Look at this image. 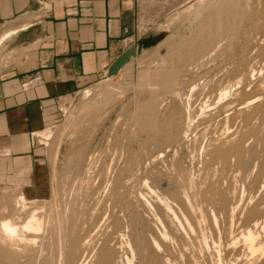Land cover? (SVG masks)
Returning <instances> with one entry per match:
<instances>
[{
    "label": "rangeland",
    "instance_id": "1",
    "mask_svg": "<svg viewBox=\"0 0 264 264\" xmlns=\"http://www.w3.org/2000/svg\"><path fill=\"white\" fill-rule=\"evenodd\" d=\"M149 1L130 45L136 46L134 56L115 75L107 77L105 70L61 99L54 119L32 133L33 156L15 159L16 172L0 179V208L13 207V198L22 195L33 200L29 210L36 209L46 224L34 252L1 260L0 247V264H37V255L49 260L69 238L85 237L92 254L105 244L118 264L131 257L130 250L134 264H184L186 258L196 264H264V0ZM13 58L2 44L0 68ZM225 135L244 143L242 167L232 157L231 171L219 182L228 204H236L229 227L220 219L215 224L203 201L220 175L205 151ZM25 164L23 176L19 167ZM185 197L200 214L199 229L187 230L183 222L185 216L193 225L181 205ZM7 217L18 225L24 221ZM246 229L261 250L248 251L239 234ZM217 234L222 243L211 247Z\"/></svg>",
    "mask_w": 264,
    "mask_h": 264
},
{
    "label": "crops",
    "instance_id": "2",
    "mask_svg": "<svg viewBox=\"0 0 264 264\" xmlns=\"http://www.w3.org/2000/svg\"><path fill=\"white\" fill-rule=\"evenodd\" d=\"M147 2L0 0V35L16 30L2 42L14 58L0 68V179L33 156L32 133L54 119L58 102L129 49Z\"/></svg>",
    "mask_w": 264,
    "mask_h": 264
},
{
    "label": "bare ground",
    "instance_id": "3",
    "mask_svg": "<svg viewBox=\"0 0 264 264\" xmlns=\"http://www.w3.org/2000/svg\"><path fill=\"white\" fill-rule=\"evenodd\" d=\"M16 33V30H8L4 33H2L0 35V45L2 44L3 41H5L6 39H8L9 37H11L12 35H14ZM222 95V94H221ZM223 95H227V92ZM260 101V100H259ZM244 103V102H243ZM228 102L225 103V107L226 109L228 108ZM249 106V105H248ZM224 109V108H223ZM254 109V108H253ZM245 110V109H243ZM254 111V110H253ZM252 111V112H253ZM256 111V108H255ZM251 112V111H250ZM257 112V111H256ZM228 113V112H227ZM243 113V112H242ZM247 116V115H246ZM190 117V116H189ZM188 117V118H189ZM245 118V117H244ZM190 119V118H189ZM246 119V118H245ZM251 119V117H250ZM244 120V119H243ZM247 121V119H246ZM188 122V119H187ZM190 122V121H189ZM226 122V121H225ZM237 123V122H236ZM225 124V123H224ZM246 124V122H245ZM227 127V126H226ZM23 131V130H22ZM213 136V135H212ZM219 136V135H218ZM226 136V135H225ZM215 137V136H214ZM220 137V136H219ZM216 137V138H219ZM224 137V135H223ZM221 136V141L216 144V145H212L210 147V149L205 151V155L208 156L207 160L210 159L211 163L210 165H216L219 168V172L220 175L217 178L216 182L214 184H210V186H208L209 188H207L206 186V190H208L207 192H209L210 197L205 199L204 197V202H206L207 204H209L211 206V218L213 220V222L216 224L217 219H220L223 225L228 226V220H230L229 222H233L232 218H233V211L236 209V204H232L229 205L228 204V195L226 193V191L222 190V188H219V182L221 180V177H224L223 174L228 172V169L231 171V168L228 167V164L230 163V161H233L234 156H237V165L239 167H242V163L243 161V142L242 140H238L235 139L233 136L232 137H228L226 136L224 138V140L222 141ZM215 138V139H216ZM212 141V140H211ZM210 141V142H211ZM213 142V141H212ZM215 142V141H214ZM217 143V142H216ZM209 146V145H208ZM27 148V147H26ZM25 149V147H24ZM206 149V148H205ZM204 149V150H205ZM244 155V154H243ZM205 156V157H206ZM246 157V156H245ZM22 162V161H21ZM18 163V162H17ZM20 163V162H19ZM24 163V162H23ZM245 163V162H244ZM208 166L209 168L212 166L205 165ZM231 166V165H230ZM19 167V166H18ZM22 168L19 167V170H21V172L24 173L27 172L28 170V164H25L21 166ZM207 168V167H205ZM246 168V167H245ZM210 169V170H211ZM217 169V168H215ZM235 169V168H234ZM238 169V168H237ZM261 169H264V163L261 165ZM207 170V169H206ZM214 170V168H213ZM239 170V169H238ZM215 171V170H214ZM217 171V170H216ZM19 172V171H18ZM264 173V172H263ZM20 174V173H19ZM26 174V173H25ZM22 176V175H20ZM217 176V175H216ZM18 178V177H17ZM263 180L260 181V188L264 187V175H263ZM209 183V182H208ZM209 185V184H208ZM122 186V185H121ZM117 187V186H116ZM197 187V186H196ZM129 188V187H128ZM122 189V188H121ZM203 189V190H205ZM125 190V189H124ZM179 191V190H178ZM71 193V192H70ZM117 193V192H116ZM119 193V191H118ZM179 193V192H178ZM108 194V193H107ZM180 195V194H179ZM131 196V195H129ZM68 198V196H67ZM116 198V197H115ZM162 198V197H161ZM196 198V197H195ZM234 198V197H233ZM141 199V198H140ZM163 199V198H162ZM13 207L12 205L10 206V208L7 207V205L3 206L0 208V213H2V216L0 217V247L1 249L4 251L3 256L1 258V260L4 259H12L13 256H15L18 253H22L23 251H35L31 248H33V246L36 245V242H38V239L40 238V233H41V237H42V232L44 233L43 228L45 227V221H44V217L42 215L37 214L36 209H32L29 210V206H32L33 204H35L33 202V200H29L27 201L22 195L13 198ZM122 201V200H121ZM176 201V200H175ZM174 201V202H175ZM119 202V201H118ZM165 202V201H164ZM167 202V201H166ZM165 202V208L167 211L172 212L173 210H171L172 208ZM177 202V201H176ZM205 203V204H206ZM262 203V202H261ZM12 204V203H10ZM118 204V203H117ZM128 204V203H127ZM9 205V204H8ZM175 205V204H174ZM181 205L187 209V211L190 213L189 215L191 216L190 218L192 219L191 223L188 222V219H186V217L184 215L183 217V222L185 223V225L189 228L187 230L192 231V228L195 229L197 227L200 228V226L198 225L197 222V218L200 214V212L198 213L199 215H197L194 211H195V204L191 203V201L188 199V197L183 200H181ZM197 205V204H196ZM163 206V204H162ZM199 206V205H198ZM204 206V205H203ZM208 206V207H210ZM232 206V207H231ZM235 206V207H234ZM12 207V209H11ZM200 207V206H199ZM205 207V206H204ZM254 207V206H253ZM119 208V207H118ZM132 208V207H131ZM198 208V207H197ZM202 208V207H201ZM238 208V206H237ZM260 208V207H259ZM110 209V208H109ZM9 210V211H8ZM28 210V211H27ZM65 210V209H64ZM165 210V211H166ZM197 210V209H196ZM199 210V208H198ZM14 211V212H13ZM130 211V210H129ZM208 211V210H207ZM13 212V213H12ZM186 212V213H188ZM236 212V211H235ZM16 214L18 217L20 216H24V221L22 222V224L18 225L14 222H12L11 218L7 217V214ZM174 213V212H173ZM172 213V214H173ZM66 214V213H65ZM196 214V215H195ZM4 215V216H3ZM171 215V213H170ZM188 215V214H187ZM15 216V215H14ZM112 216V215H111ZM174 219H176V222L180 225V220L178 221V219L174 216V214L172 215ZM235 216V215H234ZM65 217V216H64ZM63 217V218H64ZM200 217V216H199ZM203 217V216H202ZM260 217V216H259ZM258 217V218H259ZM182 218V217H181ZM201 218V217H200ZM262 218V217H261ZM18 219V218H17ZM139 219V217H138ZM19 220V219H18ZM199 220V219H198ZM252 220V219H251ZM56 221V220H55ZM96 221V220H95ZM100 221V219L98 220ZM203 220L201 219V222ZM219 221V220H218ZM141 222V221H140ZM200 222V223H201ZM220 222V221H219ZM139 223V222H138ZM220 224V223H219ZM233 224V223H232ZM46 225V224H45ZM159 225V224H158ZM192 225V226H191ZM202 226V224H201ZM214 226V225H213ZM221 226V225H220ZM258 226V220H253L252 221V227L256 228ZM91 227V226H90ZM182 227V226H181ZM229 227V226H228ZM231 227V226H230ZM197 228V229H199ZM216 228V227H215ZM220 228V227H219ZM247 228V227H246ZM259 228V227H258ZM264 225L261 226V230H263ZM182 229V228H180ZM196 229V230H197ZM231 229V228H230ZM229 229V230H230ZM164 230V229H163ZM183 230V229H182ZM195 230V231H196ZM216 230V229H215ZM235 230V229H234ZM198 231V230H197ZM202 231V230H201ZM213 231V230H212ZM252 231V230H251ZM249 229H246V233H239L241 237H243V241L246 242L245 244H247V249L248 251H250L251 253H254L256 251L261 250V248H256L254 249V241L256 239L255 235L251 232ZM165 232V231H164ZM163 232V234H164ZM228 232V228L227 231ZM230 232V231H229ZM214 233V232H213ZM219 233V232H218ZM192 234H194V232H192ZM203 234V232H202ZM200 235V234H199ZM210 235V234H209ZM218 235V234H217ZM221 235V233H220ZM166 235L164 234V237ZM168 236V235H167ZM166 236V238H167ZM43 238V237H42ZM41 238V240H42ZM88 237L82 238V239H76V238H69V240L67 241V244H61L57 247V251L55 253L54 257H51L49 260H47L45 257L42 256V254L37 255L36 259H37V264H118L119 261H113L114 256L112 257V250H110V248L106 247V245L104 244V248L100 249L102 250L100 253H98L97 256H95L94 252H92L90 249L91 244L87 239ZM199 238V237H198ZM200 238L203 242H205V239L202 235H200ZM210 238V237H208ZM217 241H211L209 243H212L211 247H213L214 244L217 245V242H221L219 240H221V237L218 235ZM64 239V238H63ZM66 239V238H65ZM68 239V237H67ZM152 239V238H151ZM165 239V238H164ZM212 239V237H211ZM209 239V240H211ZM223 239V238H222ZM41 240L39 241V243L41 242ZM166 240V239H165ZM169 240V237H168ZM95 241V240H94ZM170 241V240H169ZM201 241V242H202ZM207 241V240H206ZM233 241V240H232ZM235 241V240H234ZM58 242V241H57ZM106 242V241H105ZM156 242V241H155ZM202 242V244H203ZM147 243V242H146ZM154 243V242H153ZM208 243V244H209ZM222 243V242H221ZM228 243V242H227ZM35 244V245H34ZM41 244V243H40ZM58 244V243H57ZM159 244V243H158ZM201 244V243H200ZM201 244V245H202ZM232 244V243H230ZM244 244V245H245ZM204 245V244H203ZM226 245V244H224ZM42 246V245H41ZM52 246V245H51ZM97 246V245H96ZM95 246V247H96ZM108 246V245H107ZM210 246V245H209ZM218 246V245H217ZM232 246V245H231ZM36 247H39L38 244L36 245ZM129 247V246H127ZM158 247V246H157ZM184 247V246H183ZM206 247H207V243H206ZM141 248V246H140ZM150 248V246H149ZM152 248V247H151ZM201 248V247H200ZM205 248V247H204ZM219 248V247H217ZM223 248V247H222ZM228 248V245H227ZM34 249H38V248H34ZM42 248H40L41 251ZM113 249V247H112ZM221 247L219 248L220 251ZM229 249V248H228ZM115 250V249H114ZM128 250V249H127ZM161 250V249H160ZM218 251V249H215ZM1 251V250H0ZM2 251V252H3ZM38 251V250H37ZM94 251V250H93ZM148 251V250H147ZM155 251V250H154ZM226 251V249H225ZM99 252V251H98ZM116 252V251H115ZM131 252V257L127 258L124 257V264H134V260H135V254L132 250H130ZM137 252V251H136ZM164 252V251H163ZM166 252V251H165ZM216 252V251H215ZM223 252V251H222ZM25 253V252H24ZM41 253V252H39ZM94 253V254H92ZM139 253V252H138ZM219 253V252H218ZM5 254V255H4ZM23 254V253H22ZM147 254V253H146ZM157 254V253H156ZM181 254V253H180ZM184 254V253H183ZM182 254V255H183ZM207 254V253H206ZM220 254V253H219ZM227 254V253H226ZM230 254V253H228ZM25 255V254H24ZM190 255V254H189ZM210 255V254H209ZM225 255V254H224ZM140 256V255H139ZM167 256V255H166ZM178 256V255H177ZM186 256V255H185ZM184 256V257H185ZM220 256V255H219ZM229 255H225V257H228ZM183 257V256H182ZM187 257V256H186ZM189 257V256H188ZM24 258V257H23ZM26 258V257H25ZM119 258V257H118ZM154 258V257H153ZM180 258V257H179ZM193 258V257H192ZM221 258V256H220ZM237 258V257H236ZM156 259V258H155ZM227 259V258H226ZM142 260V259H141ZM154 260V259H153ZM184 260V259H183ZM222 261L224 259H221ZM220 260V263H221ZM5 261V260H4ZM3 261V262H4ZM169 260H167V262H165V264H172L170 262H172L171 260L168 262ZM182 261V260H181ZM196 261V260H195ZM194 259H187L184 261V264H196L197 262H195ZM225 261V260H224ZM228 261V260H227ZM6 262V261H5ZM4 262V263H5ZM12 262V261H11ZM218 262V261H217ZM226 262V261H225ZM9 263V262H8ZM175 263V262H174ZM182 263V262H181ZM6 264V263H5ZM122 264V263H121ZM176 264V263H175Z\"/></svg>",
    "mask_w": 264,
    "mask_h": 264
},
{
    "label": "water",
    "instance_id": "4",
    "mask_svg": "<svg viewBox=\"0 0 264 264\" xmlns=\"http://www.w3.org/2000/svg\"><path fill=\"white\" fill-rule=\"evenodd\" d=\"M136 46H131L125 53H123L107 70V77L115 75L118 70L128 61L130 56H134Z\"/></svg>",
    "mask_w": 264,
    "mask_h": 264
}]
</instances>
